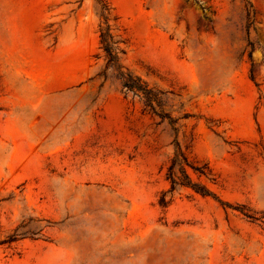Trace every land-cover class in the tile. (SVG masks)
Wrapping results in <instances>:
<instances>
[{
	"label": "rangeland",
	"instance_id": "obj_1",
	"mask_svg": "<svg viewBox=\"0 0 264 264\" xmlns=\"http://www.w3.org/2000/svg\"><path fill=\"white\" fill-rule=\"evenodd\" d=\"M0 264H264V0H0Z\"/></svg>",
	"mask_w": 264,
	"mask_h": 264
},
{
	"label": "trees",
	"instance_id": "obj_2",
	"mask_svg": "<svg viewBox=\"0 0 264 264\" xmlns=\"http://www.w3.org/2000/svg\"><path fill=\"white\" fill-rule=\"evenodd\" d=\"M99 41L102 50L105 53L106 59V68H112L113 71L116 72L115 78L120 80L121 86L126 92L132 93L134 96H138L142 98L144 101V105L148 108L152 113L156 114V110L154 107V103L159 106V98L158 93L153 91L148 87V85L141 81L140 78L133 76L128 71L124 72L123 68L120 66L119 58H118V44L119 42L114 39V36L110 34V30L107 28L105 31H101L99 35ZM141 95V96H140ZM185 162V158H183L181 152L176 154L175 159L172 160V165L170 167V176L172 188L177 185L176 178L173 174V170L176 166H181L182 161ZM201 175H204L203 172H200ZM202 195H206L204 190H198Z\"/></svg>",
	"mask_w": 264,
	"mask_h": 264
}]
</instances>
